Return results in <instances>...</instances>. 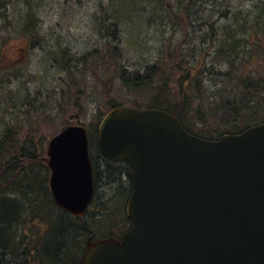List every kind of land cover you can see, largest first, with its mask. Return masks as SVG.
Instances as JSON below:
<instances>
[{
	"label": "water",
	"instance_id": "water-1",
	"mask_svg": "<svg viewBox=\"0 0 264 264\" xmlns=\"http://www.w3.org/2000/svg\"><path fill=\"white\" fill-rule=\"evenodd\" d=\"M98 145L131 165L132 225L90 239L82 264H264V122L206 139L167 110L117 105ZM47 153L55 202L82 216L94 196L85 125L64 127Z\"/></svg>",
	"mask_w": 264,
	"mask_h": 264
},
{
	"label": "rangeland",
	"instance_id": "rangeland-1",
	"mask_svg": "<svg viewBox=\"0 0 264 264\" xmlns=\"http://www.w3.org/2000/svg\"><path fill=\"white\" fill-rule=\"evenodd\" d=\"M179 1L186 3V0H0V142L6 139L8 129H11L9 137L15 135V142L24 141L36 131V147L47 164L49 139L69 121L80 120L95 134L100 111L103 113L113 100L126 105L152 103L149 97L154 95V89L128 90L116 73V64L128 72L145 73L153 64L168 63L170 53L175 60L181 57L182 62L204 64L207 76L197 75L198 68L191 69V82L203 81L209 91L211 105L207 102L204 106L207 118L216 121L220 120L216 115L225 117L226 112L218 107L225 96L221 92L236 91L238 77L226 75L225 60L214 59L211 36L218 34L215 41L220 44L228 30L238 27L235 15L219 12V1L211 6L208 0H197L185 20L181 13L171 10L179 6ZM229 2L232 9L258 4L256 14H238L249 17L251 22L252 18L257 21L263 0ZM226 6L227 2L222 9ZM116 53L118 57L113 58ZM66 62L72 73L63 69ZM77 94L74 104L72 97ZM216 94L218 97L213 98ZM177 96L173 93L172 98L177 100ZM213 125L221 130L230 126ZM109 188H104V192ZM100 190L97 192L101 194ZM113 198L123 201L119 194L113 193ZM104 231L98 229L96 237ZM88 236L82 235L84 245Z\"/></svg>",
	"mask_w": 264,
	"mask_h": 264
},
{
	"label": "trees",
	"instance_id": "trees-1",
	"mask_svg": "<svg viewBox=\"0 0 264 264\" xmlns=\"http://www.w3.org/2000/svg\"><path fill=\"white\" fill-rule=\"evenodd\" d=\"M208 1L211 6L219 1V12L227 16L235 15V22L238 23L235 30H228L220 44L215 41L218 34L211 36L215 44L214 59L225 60L226 75L231 77L237 74L238 77L236 91L221 92L225 96L221 98L218 107L226 112L225 117L216 115L220 120L212 121L207 118L206 112L204 114V106L210 99L209 91L203 81L192 83L190 73L191 69L198 68L197 75L201 74L203 78L207 76L206 67L200 61L191 64L187 60L182 62L181 57L175 60L173 53H170L168 63L160 66L153 64L145 73L138 70L128 72L118 64L115 69L128 90L137 92L144 87L154 89V95L149 97L151 104L132 106L168 110L178 116L190 132L205 138H219L225 132H240L264 121V94H261L264 90V0L260 14L257 13V21L252 18L251 22L249 17L238 14H256V8L260 7L258 4L232 9L229 0ZM195 2L197 0H186V3L179 1V6L171 10L181 13L187 20L190 7ZM226 2V8L222 9ZM210 22H213L212 19ZM117 57L116 53L113 58ZM63 69L72 73L69 62H66ZM258 77L261 81L256 80ZM173 93L178 94L177 100L172 98ZM77 96L72 97L74 104ZM217 97L218 94L213 98ZM117 104L122 103L113 100L103 113L100 111L99 122ZM71 122L78 121L75 119ZM212 123L230 126L221 130L212 126ZM10 132L11 129H8L6 139L0 142V264H82L85 247L81 239L83 234L96 237L99 229L105 230L99 237L112 235L129 222L125 207L132 188L129 163H119L122 166L117 170L109 167L111 162L107 163L108 171L100 173L103 186H99L101 194L96 192L84 216L74 217L60 208L53 199L49 186L50 170L36 147V131L29 133L33 136L17 142L14 141L15 135L9 137ZM89 135L94 164L96 167L101 163L106 164L100 160L102 154L97 145V133L89 132ZM126 171H129V179L125 177ZM107 186L110 188L104 192ZM113 193L123 196V201L113 198Z\"/></svg>",
	"mask_w": 264,
	"mask_h": 264
},
{
	"label": "flooded vegetation",
	"instance_id": "flooded-vegetation-1",
	"mask_svg": "<svg viewBox=\"0 0 264 264\" xmlns=\"http://www.w3.org/2000/svg\"><path fill=\"white\" fill-rule=\"evenodd\" d=\"M100 151V150H99ZM91 155V159H92V163H93V180H94V192H95V194H96V192L98 191V190H100L99 189V186H100V188H103V186H102V182L100 181V173L103 171L104 173L105 172H107L108 171V169H107V166H108V164L107 163H110L111 162V164H110V166L109 167H111V168H115L116 170L118 169V168H120L122 165H120L119 163H123L122 161H108V159L107 158H105V157H103V156H101L100 158V160H103L104 161V163H106V164H99V167H96V164H94V162H93V158H92V154H90ZM107 159V160H106ZM108 161V162H107ZM130 174H131V170H130ZM129 171H126V173H125V177L126 178H128L129 179ZM131 178H132V174H131Z\"/></svg>",
	"mask_w": 264,
	"mask_h": 264
}]
</instances>
